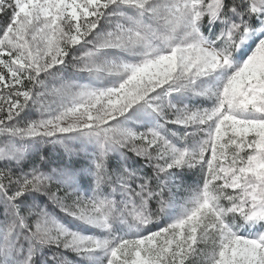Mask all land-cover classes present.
<instances>
[{
	"label": "snow or ice",
	"instance_id": "6c2138e0",
	"mask_svg": "<svg viewBox=\"0 0 264 264\" xmlns=\"http://www.w3.org/2000/svg\"><path fill=\"white\" fill-rule=\"evenodd\" d=\"M0 264H264V0H0Z\"/></svg>",
	"mask_w": 264,
	"mask_h": 264
},
{
	"label": "rangeland",
	"instance_id": "374dc122",
	"mask_svg": "<svg viewBox=\"0 0 264 264\" xmlns=\"http://www.w3.org/2000/svg\"><path fill=\"white\" fill-rule=\"evenodd\" d=\"M49 210L52 211L56 216L63 218V213H61L58 209H56L54 206L49 205ZM70 259H75V257L72 254H68Z\"/></svg>",
	"mask_w": 264,
	"mask_h": 264
}]
</instances>
